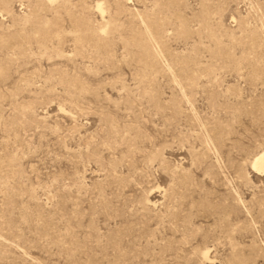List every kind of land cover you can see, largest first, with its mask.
I'll return each instance as SVG.
<instances>
[{"label":"rangeland","instance_id":"374dc122","mask_svg":"<svg viewBox=\"0 0 264 264\" xmlns=\"http://www.w3.org/2000/svg\"><path fill=\"white\" fill-rule=\"evenodd\" d=\"M264 0H0V264H264Z\"/></svg>","mask_w":264,"mask_h":264},{"label":"bare ground","instance_id":"6f19581e","mask_svg":"<svg viewBox=\"0 0 264 264\" xmlns=\"http://www.w3.org/2000/svg\"><path fill=\"white\" fill-rule=\"evenodd\" d=\"M252 168L258 173H264V149L254 157Z\"/></svg>","mask_w":264,"mask_h":264}]
</instances>
